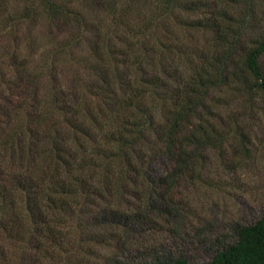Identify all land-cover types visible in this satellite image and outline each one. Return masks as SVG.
<instances>
[{
  "label": "trees",
  "instance_id": "obj_1",
  "mask_svg": "<svg viewBox=\"0 0 264 264\" xmlns=\"http://www.w3.org/2000/svg\"><path fill=\"white\" fill-rule=\"evenodd\" d=\"M256 24L253 0H0V264H264V212L202 259L184 214L212 158L252 156Z\"/></svg>",
  "mask_w": 264,
  "mask_h": 264
},
{
  "label": "rangeland",
  "instance_id": "obj_2",
  "mask_svg": "<svg viewBox=\"0 0 264 264\" xmlns=\"http://www.w3.org/2000/svg\"><path fill=\"white\" fill-rule=\"evenodd\" d=\"M253 6L257 24L247 32L257 34L258 27L264 31V0H253ZM181 16L186 19L183 14ZM88 17L89 20L93 18L92 15ZM177 26L174 32L181 37L192 34L190 36L198 45L206 43L208 34ZM254 102L255 113L252 116L245 113L243 108L239 110L241 115L251 117L247 119V125H244L246 130L251 131V158L231 173L223 168L218 157L212 158L210 175L214 180H219L217 185L220 188L202 186L198 192L192 191L187 197L184 196V214L188 226L186 230L191 234L200 232L197 235L206 238V242L200 244L201 247L195 253L199 259L207 257L213 243L231 238L229 235L235 224L251 223L264 212V98L256 97Z\"/></svg>",
  "mask_w": 264,
  "mask_h": 264
}]
</instances>
